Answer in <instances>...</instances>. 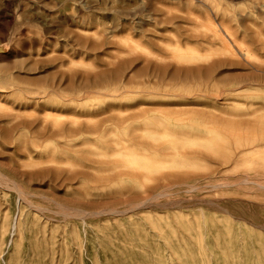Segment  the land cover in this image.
Returning a JSON list of instances; mask_svg holds the SVG:
<instances>
[{
  "label": "rangeland",
  "instance_id": "obj_1",
  "mask_svg": "<svg viewBox=\"0 0 264 264\" xmlns=\"http://www.w3.org/2000/svg\"><path fill=\"white\" fill-rule=\"evenodd\" d=\"M0 264H264V0H0Z\"/></svg>",
  "mask_w": 264,
  "mask_h": 264
}]
</instances>
